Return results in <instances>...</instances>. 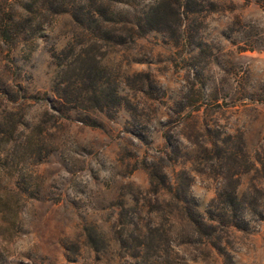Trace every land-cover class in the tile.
I'll return each instance as SVG.
<instances>
[{"label": "rangeland", "instance_id": "1", "mask_svg": "<svg viewBox=\"0 0 264 264\" xmlns=\"http://www.w3.org/2000/svg\"><path fill=\"white\" fill-rule=\"evenodd\" d=\"M0 7L27 21L0 35V117L20 118L0 145V264H264V0ZM63 48L93 56L117 106L50 109Z\"/></svg>", "mask_w": 264, "mask_h": 264}, {"label": "trees", "instance_id": "2", "mask_svg": "<svg viewBox=\"0 0 264 264\" xmlns=\"http://www.w3.org/2000/svg\"><path fill=\"white\" fill-rule=\"evenodd\" d=\"M1 1L4 2V0ZM184 8L187 14L192 13L186 6ZM24 11L29 12L31 10L24 8ZM164 11L166 14L168 11L167 8ZM183 12L181 13L183 14ZM93 13L100 17L98 11ZM154 15L156 16L155 13H151L150 18L152 16L154 17ZM20 18V12H15L14 10L3 12L0 7V35L3 39L7 41L13 40L19 34L23 33L22 31L26 29L27 21L21 18V22ZM134 35L139 36L142 34L137 32ZM115 43L117 45L120 44V42ZM58 53L51 54V57L57 60L55 61V65L60 67L58 70L59 80L51 88L54 97L52 99L45 98L51 110L59 115L68 117L69 112L72 111H89L90 109L106 110L110 107L109 105L114 108V105L117 106L119 104L117 84L114 81L107 80L105 70L94 60L93 56H90L91 59L89 60L88 57L84 56L85 53L76 52L71 57L70 52L67 54L68 52L64 48ZM61 53L63 54L61 55ZM1 94H5V92L3 91ZM19 119L8 115L0 117V145L7 134L10 133L8 127L14 129L16 127L15 125L19 124ZM164 139L165 142L168 141L167 136H164ZM3 142L5 143V140ZM1 157L2 155H0V159H2ZM179 200L185 202L186 195H183V198L181 197ZM236 203V192L233 189L232 192L223 198V205L229 210H234ZM184 209L187 211V218L190 221L195 223V225L201 223V220H197L195 217L197 212H193L189 207H184Z\"/></svg>", "mask_w": 264, "mask_h": 264}]
</instances>
